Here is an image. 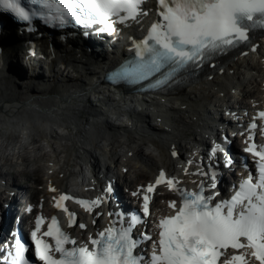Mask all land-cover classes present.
<instances>
[{"label": "snow or ice", "instance_id": "1", "mask_svg": "<svg viewBox=\"0 0 264 264\" xmlns=\"http://www.w3.org/2000/svg\"><path fill=\"white\" fill-rule=\"evenodd\" d=\"M29 3L39 4L41 9L26 8L23 0H0V10L29 23L39 16L59 27L73 21L85 26L99 24V31L109 34L118 32L116 23L126 25L148 15L143 8L145 0H29ZM158 6L160 19L151 25L147 37L135 45L138 56L135 65L122 67L114 78L139 83L170 69L152 87L165 85L183 70H195L211 57L245 44L251 46L250 33L256 29L264 31V0H158ZM259 117L264 119V111L259 112ZM256 126L251 125L253 129ZM223 151L218 144L212 156ZM246 151L258 158L256 177L250 173L230 199L216 203L213 201L219 193L206 194L207 188L216 186L214 171L196 173L207 176L212 183L206 185L202 180L198 190L189 191L178 187L175 178H168L160 170L154 183L147 185L142 215H150L151 194L160 185L179 192L181 201L178 208L175 200L170 201L174 214L159 219L158 239L153 241L150 256L137 252L140 242L132 234L134 226L142 222L141 217L133 214L125 226L122 213H109L121 219L79 246L59 227L56 217L47 231L41 233L44 218L37 217L36 228L31 232L34 255L43 264H250L252 258L264 264V150H258L253 143ZM107 191H112L110 186ZM68 199V195H61L55 206L67 212L70 224H75V213L64 203ZM78 202L92 211L103 201L97 197ZM44 237L51 238L54 244ZM143 239L152 237L145 233ZM28 251V245L16 240L10 264H30Z\"/></svg>", "mask_w": 264, "mask_h": 264}, {"label": "bare ground", "instance_id": "2", "mask_svg": "<svg viewBox=\"0 0 264 264\" xmlns=\"http://www.w3.org/2000/svg\"><path fill=\"white\" fill-rule=\"evenodd\" d=\"M154 7L152 2L146 5V9L151 11ZM4 32L8 46L2 42L3 39L0 40V71L4 68L3 65L8 64L7 50L14 55L13 57L19 58L21 44L26 41L40 42L34 37L24 39L14 36L8 26ZM84 47L90 48L89 51H77L72 56L67 55L78 60L75 64L64 61L58 66L48 63L33 66L26 64L28 70L34 69L33 73L29 71L26 73L27 79L18 72L7 76L0 72V107L1 111L4 110L0 115V129L4 124L5 126L10 124L15 128L14 131L5 132L3 137L5 141L1 142L0 152L7 151L10 141L19 146L18 142L21 141L18 140L17 128H27L26 132L32 131L34 135L31 136L29 155L23 156L18 146L10 145L18 154L17 165L9 163L10 170L17 169L25 182L32 180L35 184L40 182L38 172L44 169L49 175L45 188L41 187L38 193H35L30 183H17V176L13 175L12 171H7L6 177L13 181L14 187L19 188L21 185L22 193H31L30 206L52 208L51 200L55 199V195L59 196L62 191L74 186L73 177L82 168L80 164L82 159H89L96 173L100 164L106 165L107 170L110 164L118 163L115 160L117 146L121 144L118 132L125 135L123 137L126 145L123 150L126 159L124 163L117 164L116 170L110 171L111 176L127 180L131 188L145 185L154 178L160 167L171 168L173 151L185 155V150L190 147L192 149L190 156L193 158L196 156L197 137L204 130L202 115L213 109L209 108L210 104H222L229 98L228 94L233 95L232 92L235 91L248 95L247 88L256 98H259L261 92L257 78L264 72L262 66L264 39L252 51H245L207 78L190 84L176 97L168 99L161 96L158 103L149 105L142 104L140 100H132L125 103L126 105H120V108L116 105L119 103L117 99L109 96L104 86L97 84L104 80V74L109 69L119 64V57L110 55L107 51H96L88 44ZM33 60L40 62L36 58ZM80 60H83L82 64ZM248 74L253 75L251 81L247 79ZM253 80L256 82H252ZM255 83V87L252 88ZM104 98L107 100L106 104L115 105L113 109L126 112L120 118H111L116 125L108 121L109 117L105 120L100 115L102 108L99 109L101 106L94 102ZM143 106H146L147 113H139V108L136 110L137 107L141 109ZM129 113L139 116L140 121L134 123L131 122L134 118L126 119ZM1 117H5L7 122H3ZM58 128L62 131L56 134ZM148 133L152 134L150 141L154 150L159 152L158 155L153 151L147 153L143 148L150 139ZM42 135H47L51 144L60 143L57 147L52 146L53 152L48 153L41 144L44 140ZM61 135L67 137L61 138ZM187 161L194 160L186 157ZM125 168L132 178L137 176V180L126 178ZM190 170L196 171L194 165ZM49 187H55L56 193H50ZM10 197L8 196V201H11ZM172 199L175 200L174 197ZM162 203L163 200L158 199L156 205L164 207ZM164 208L167 213L166 207ZM98 216L96 209L93 218L97 219ZM27 220L28 217L22 222L25 224Z\"/></svg>", "mask_w": 264, "mask_h": 264}, {"label": "rangeland", "instance_id": "3", "mask_svg": "<svg viewBox=\"0 0 264 264\" xmlns=\"http://www.w3.org/2000/svg\"><path fill=\"white\" fill-rule=\"evenodd\" d=\"M259 78H260V76H258V78H257V84H258V87L260 86L261 87V83H260V80H259ZM251 81V80H250ZM249 81V82H250ZM252 82H256V81H252ZM255 85H256V83L254 84V85H252L251 87L253 88V87H255ZM251 88V89H252ZM150 144H152V143H150ZM148 147V146H147ZM147 149V148H146ZM139 166V165H138ZM38 173H40V182H39V187L41 188V187H43V188H45V185H47L46 184V181H44L42 178H43V175H41V172H38ZM129 177H126V178H128V179H133V178H136L137 176H134L133 178H132V176H131V174H130V172H129ZM17 177V183H19V184H21V183H23V184H31V187H32V185H33V183L32 182H25L22 178H21V176L20 175H16ZM138 178V177H137ZM39 195V194H38ZM40 196V195H39ZM3 198V196H0V200ZM43 198V197H42ZM44 199V198H43ZM42 199V200H43Z\"/></svg>", "mask_w": 264, "mask_h": 264}]
</instances>
